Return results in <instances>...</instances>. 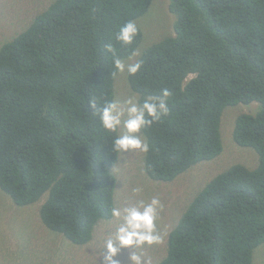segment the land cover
Listing matches in <instances>:
<instances>
[{
    "label": "trees",
    "instance_id": "16d2710c",
    "mask_svg": "<svg viewBox=\"0 0 264 264\" xmlns=\"http://www.w3.org/2000/svg\"><path fill=\"white\" fill-rule=\"evenodd\" d=\"M40 1L52 3L0 47V191L18 207L45 197L41 223L76 246L112 220L118 153L92 105L103 111L114 100L107 45L123 61L139 51L141 69L126 72L130 91L171 93L169 115L140 133L152 181L170 183L218 157L223 109L257 105L232 131L257 164L223 168L194 196L158 264H253L264 244V0H169L174 34L143 50L140 29L130 45L115 35L154 0Z\"/></svg>",
    "mask_w": 264,
    "mask_h": 264
},
{
    "label": "rangeland",
    "instance_id": "374dc122",
    "mask_svg": "<svg viewBox=\"0 0 264 264\" xmlns=\"http://www.w3.org/2000/svg\"><path fill=\"white\" fill-rule=\"evenodd\" d=\"M51 1L44 0L45 4ZM168 3L169 0H154L148 11L134 21L142 33L139 50L174 34L175 19L168 12ZM45 6L40 0H0V47L26 30L33 17L48 7ZM138 58L135 56L131 61ZM127 61L129 58L124 62ZM116 77L114 100L122 101L132 92L126 81V71L118 72ZM256 110V103L224 108L220 129L221 154L213 160L198 163L170 183L155 182L146 176L142 162L144 152L118 153L117 162L110 168L116 179L114 205L124 206L132 198V189L136 187L142 189L141 198L149 200L152 196H158L163 205L157 221L161 242L145 244L140 249H120L114 257L118 264H131L129 256L133 251L141 254L148 264H158L166 255L169 232L194 196L227 166L239 163L250 169L255 167L256 154L251 149L236 146L232 131L233 121L239 114H253ZM44 199L18 207L0 191V264H104V241L109 225L116 222H99L92 240L84 246H76L61 235L50 232L41 223L39 208ZM252 259L253 264H264V244L254 249Z\"/></svg>",
    "mask_w": 264,
    "mask_h": 264
},
{
    "label": "clouds",
    "instance_id": "9594fccd",
    "mask_svg": "<svg viewBox=\"0 0 264 264\" xmlns=\"http://www.w3.org/2000/svg\"><path fill=\"white\" fill-rule=\"evenodd\" d=\"M138 32V25L129 20L119 27L115 39L122 45H130ZM107 49L113 53L115 71L121 73L126 71L134 76L141 69L143 60L136 59L126 63L116 56L111 44L107 45ZM132 56H139V53L133 52ZM129 60L131 61L132 57H129ZM170 95L167 89L162 90L160 95L143 97L131 93L122 101L112 100L104 104L103 111L96 108V103L93 102L92 106L96 109L95 114L99 116L101 125L114 134L113 151L116 153L136 150L148 152L149 142L147 137L140 135L141 130L159 122L162 116L169 115L168 97ZM141 192V188H133L132 198L126 201L124 206L113 205L110 208V216L116 223L109 225L104 241V264H118L114 257L122 248L140 249L145 244L153 245L161 242L162 236L157 230V221L163 205L158 196L145 200L141 198ZM129 260L131 264H148L145 258L135 251L130 254Z\"/></svg>",
    "mask_w": 264,
    "mask_h": 264
}]
</instances>
